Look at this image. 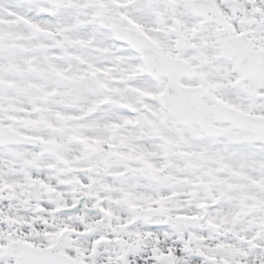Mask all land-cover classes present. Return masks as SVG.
Returning a JSON list of instances; mask_svg holds the SVG:
<instances>
[{"label": "snow or ice", "instance_id": "6c2138e0", "mask_svg": "<svg viewBox=\"0 0 264 264\" xmlns=\"http://www.w3.org/2000/svg\"><path fill=\"white\" fill-rule=\"evenodd\" d=\"M0 264H264V0H0Z\"/></svg>", "mask_w": 264, "mask_h": 264}]
</instances>
